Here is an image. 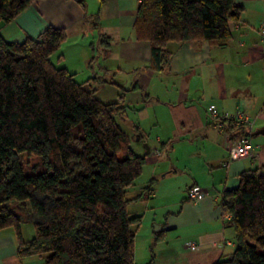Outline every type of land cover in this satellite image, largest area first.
Listing matches in <instances>:
<instances>
[{
    "label": "crops",
    "instance_id": "0c3cea01",
    "mask_svg": "<svg viewBox=\"0 0 264 264\" xmlns=\"http://www.w3.org/2000/svg\"><path fill=\"white\" fill-rule=\"evenodd\" d=\"M236 1L243 11L229 24L227 46L169 42V61L158 70L151 65L150 44L138 40L133 29L139 0H36L12 22L0 21V34L9 42L36 37L49 26L63 28L66 39L51 62L79 83L96 78L92 86L99 101L112 103L122 96L125 110L119 120L127 122L130 135L118 123L121 130L137 134L149 148L145 154L140 145L136 152L129 144L145 157L141 174L125 193L129 216L140 218L133 227L134 264H215L235 249L234 228L220 207L222 193L237 187L242 171L264 174V45L257 32L264 26V0ZM102 38L108 46L100 44ZM208 107L249 116L254 157L222 165L231 143L248 128L228 121L219 128ZM169 141L171 154L189 148L186 160L164 157ZM191 185L210 196L189 200ZM26 226L20 225L25 241L34 235L33 225ZM17 244L13 227L0 229V264H43V256L20 258Z\"/></svg>",
    "mask_w": 264,
    "mask_h": 264
},
{
    "label": "trees",
    "instance_id": "16d2710c",
    "mask_svg": "<svg viewBox=\"0 0 264 264\" xmlns=\"http://www.w3.org/2000/svg\"><path fill=\"white\" fill-rule=\"evenodd\" d=\"M34 1L0 0V21L12 22ZM242 11L236 0H139L133 29L150 44L158 70L169 61V42L227 46L229 24ZM65 39V30L52 26L21 42L0 34V229H15L20 258L134 264L133 227L140 218L129 216L125 193L145 157L131 150L117 122L125 110L122 96L99 101L96 78L79 83L51 62ZM100 44L109 42L102 38ZM21 153L36 156L29 174ZM220 207L236 246L215 264H264V174L242 171L237 187L223 191ZM22 217L34 229L27 241L20 234Z\"/></svg>",
    "mask_w": 264,
    "mask_h": 264
},
{
    "label": "built area",
    "instance_id": "2783aa9c",
    "mask_svg": "<svg viewBox=\"0 0 264 264\" xmlns=\"http://www.w3.org/2000/svg\"><path fill=\"white\" fill-rule=\"evenodd\" d=\"M258 35L260 38V42L264 45V26H260L258 28ZM263 58H264V52H263ZM208 112L211 115V117L216 120V126L221 128L223 126V122L228 121L233 127H240L245 126L248 128V132L245 135H242L238 139L234 140L228 149V157L226 160L222 162L223 166H227L231 161L244 158V157H254V146L251 141L250 136V129L252 126V121L249 118V116L241 111L237 110L234 114L228 115V114H222L219 113L216 109L212 107H208ZM157 155L160 154L159 151L155 152ZM150 194V193H149ZM187 198L193 202H199L203 200L204 198H207L210 196V193L207 190H204L196 185H191L186 189ZM187 246L194 250L196 249L197 245L188 242Z\"/></svg>",
    "mask_w": 264,
    "mask_h": 264
},
{
    "label": "rangeland",
    "instance_id": "374dc122",
    "mask_svg": "<svg viewBox=\"0 0 264 264\" xmlns=\"http://www.w3.org/2000/svg\"><path fill=\"white\" fill-rule=\"evenodd\" d=\"M59 49H60V47H59ZM59 49H58V51H59ZM117 121H118V123L121 125V128L124 130V131H126V133L128 134V135H130V133H129V130L127 129V122H123V121H120L119 120V118H117ZM129 137V139H130V146L132 147V148H134V150L136 151V152H140L139 151V148H137L138 146H136L137 144L138 145H140L142 148H144L143 147V143H141L140 141H137L136 140V138L138 137V135L137 134H135L133 137H130V136H128ZM170 143H168L167 145H168V149H166L165 151H164V157H166V156H176V159L178 160V158L177 157H180L181 158V160H186V153H187V150L189 149V148H183L179 153H174V154H171V150H170V147H171V141H169ZM140 143V144H139ZM117 155L119 156V157H121V153H117ZM196 158V160L198 161V157H195ZM19 159H20V161H21V163H22V165H23V167H24V171H25V173H27V174H29V173H31V166L36 162V156H34V155H28V154H26V153H21V154H19ZM23 207L26 205V203H22L21 204ZM23 218V217H22ZM31 224V223H30ZM27 222H25L24 221V218H23V221L21 222V228H22V230H25V229H27ZM31 226V225H30ZM32 227V226H31ZM23 236H24V238H27L26 237V233H25V231L23 232ZM45 256V255H44ZM43 256V257H44Z\"/></svg>",
    "mask_w": 264,
    "mask_h": 264
},
{
    "label": "water",
    "instance_id": "95a60500",
    "mask_svg": "<svg viewBox=\"0 0 264 264\" xmlns=\"http://www.w3.org/2000/svg\"><path fill=\"white\" fill-rule=\"evenodd\" d=\"M136 140L138 141L139 140V137L136 138ZM143 147H144V150H145V154H148L149 153V148H148V145L147 143L143 142Z\"/></svg>",
    "mask_w": 264,
    "mask_h": 264
}]
</instances>
